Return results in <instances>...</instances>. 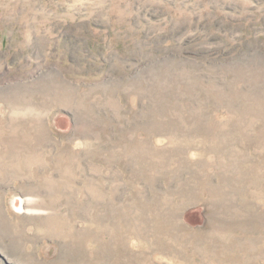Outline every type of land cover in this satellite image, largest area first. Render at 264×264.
<instances>
[{
  "label": "rangeland",
  "instance_id": "rangeland-1",
  "mask_svg": "<svg viewBox=\"0 0 264 264\" xmlns=\"http://www.w3.org/2000/svg\"><path fill=\"white\" fill-rule=\"evenodd\" d=\"M0 264H264V0H0Z\"/></svg>",
  "mask_w": 264,
  "mask_h": 264
},
{
  "label": "bare ground",
  "instance_id": "bare-ground-1",
  "mask_svg": "<svg viewBox=\"0 0 264 264\" xmlns=\"http://www.w3.org/2000/svg\"><path fill=\"white\" fill-rule=\"evenodd\" d=\"M24 163V162H23ZM21 164V163H20Z\"/></svg>",
  "mask_w": 264,
  "mask_h": 264
}]
</instances>
